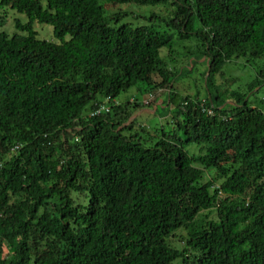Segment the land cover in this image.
Segmentation results:
<instances>
[{
  "label": "trees",
  "instance_id": "obj_1",
  "mask_svg": "<svg viewBox=\"0 0 264 264\" xmlns=\"http://www.w3.org/2000/svg\"><path fill=\"white\" fill-rule=\"evenodd\" d=\"M123 5L169 7L158 19L182 44L115 26L107 12ZM4 6L29 23L0 33V264H264V106L249 98L264 88V0ZM35 22L55 40L39 39ZM241 59L262 62L256 78L218 84ZM201 63L206 98L176 92ZM132 89L164 105L120 103ZM145 108L173 131L138 126ZM211 169L217 179L204 182Z\"/></svg>",
  "mask_w": 264,
  "mask_h": 264
},
{
  "label": "rangeland",
  "instance_id": "obj_2",
  "mask_svg": "<svg viewBox=\"0 0 264 264\" xmlns=\"http://www.w3.org/2000/svg\"><path fill=\"white\" fill-rule=\"evenodd\" d=\"M167 6L157 5L152 6H137V5H123L113 8L111 11L107 12V16L113 15V18L118 20L115 22V26L127 25L130 28H137L140 26H145L152 28L161 33L172 35L176 46L182 44L179 41V33L177 30H172L166 26L164 22H160L159 18H169L170 12L168 11ZM126 13V15H125ZM29 19L25 14L19 13L16 9H13L11 6H4L0 8V33H6L9 36H12L16 33H19L16 24L27 25ZM32 30L36 33L37 37L41 40L53 41L54 39V29L51 25L41 24L38 22L33 23ZM165 51V50H164ZM162 51V52H164ZM166 53V51L164 52ZM183 63L186 65L185 60L179 61V68L183 66ZM262 66V62H257L254 65L248 64L245 62V59L241 60H232L227 63L224 70L226 76L218 78V84H223L226 78H235L239 84H245L254 80L257 76L259 68ZM206 71L205 64H197L195 70L190 71L186 75H182L174 82L175 91L184 96L194 97L200 100L206 98L205 93V83H204V73ZM228 86V85H225ZM155 95V93H151ZM148 94L146 97H141L138 95L136 89H132L128 93L122 94L119 97V102L124 103L128 100H134L140 98V102L146 101L151 96ZM160 95H155V98L158 100L156 107H160L163 104V99L159 98ZM251 102H257L258 106H264V88L255 96L250 95L249 97ZM155 99V100H156ZM118 102V103H119ZM154 101L152 106L148 108H154ZM142 109L138 110L134 117H137L138 126H143L145 129L154 131L155 129H164L167 132L173 131V122L169 116L160 115V112H154V109ZM160 110V109H158ZM160 113V114H159ZM138 128L136 127L135 130ZM217 173L214 169H211L205 173L204 182H208L212 179H217ZM199 217L202 219H216V213L203 212ZM187 236V233L184 230L177 232L175 238L170 240V243L175 248H181L183 245L180 242L181 237Z\"/></svg>",
  "mask_w": 264,
  "mask_h": 264
},
{
  "label": "built area",
  "instance_id": "obj_3",
  "mask_svg": "<svg viewBox=\"0 0 264 264\" xmlns=\"http://www.w3.org/2000/svg\"><path fill=\"white\" fill-rule=\"evenodd\" d=\"M153 99V96L151 95L149 97V99H147L146 101H144L145 103H148L149 101H151ZM108 101V100H107ZM108 110V108L106 106H102L98 111H96L95 113H93V115H96L98 113H100L101 111H106Z\"/></svg>",
  "mask_w": 264,
  "mask_h": 264
}]
</instances>
